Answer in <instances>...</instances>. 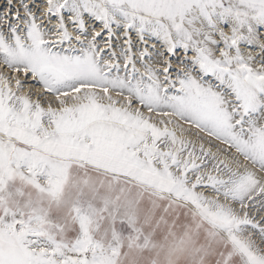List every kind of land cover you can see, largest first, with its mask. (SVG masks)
<instances>
[{
	"label": "snow or ice",
	"instance_id": "obj_1",
	"mask_svg": "<svg viewBox=\"0 0 264 264\" xmlns=\"http://www.w3.org/2000/svg\"><path fill=\"white\" fill-rule=\"evenodd\" d=\"M0 264H264V0H0Z\"/></svg>",
	"mask_w": 264,
	"mask_h": 264
}]
</instances>
